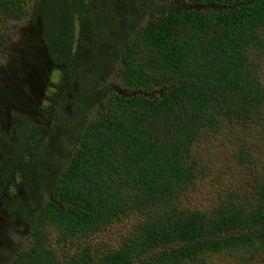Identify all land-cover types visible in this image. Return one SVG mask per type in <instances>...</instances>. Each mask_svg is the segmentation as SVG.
Masks as SVG:
<instances>
[{
  "label": "trees",
  "instance_id": "trees-1",
  "mask_svg": "<svg viewBox=\"0 0 264 264\" xmlns=\"http://www.w3.org/2000/svg\"><path fill=\"white\" fill-rule=\"evenodd\" d=\"M186 1L171 10L169 0H0L2 22L23 23L20 34L45 50L43 79L23 81L24 97L32 76L42 89L32 112L0 98V237L21 223L31 233L0 264L264 259L254 145L235 152L255 171L247 193L226 192L209 208L186 203L207 170L194 152L203 133L264 123V0ZM115 78L128 94L105 91ZM133 216L119 248L94 241ZM55 235L81 245L57 249Z\"/></svg>",
  "mask_w": 264,
  "mask_h": 264
},
{
  "label": "rangeland",
  "instance_id": "rangeland-1",
  "mask_svg": "<svg viewBox=\"0 0 264 264\" xmlns=\"http://www.w3.org/2000/svg\"><path fill=\"white\" fill-rule=\"evenodd\" d=\"M189 1L186 0H169L168 4L171 10H177L180 8L189 7ZM167 12V11H165ZM23 28V23L11 22L4 24L0 19V49L6 44L4 48H10L7 53L0 56V98L5 97L10 100L9 107H19L21 110H27L28 113L32 112V109L28 108V100L30 98L24 97L23 87L25 85L26 77L31 72L39 78L37 72L40 74V80L42 73L39 70L38 60L41 56L45 57L44 47L37 45L36 48L29 34L25 36L20 34ZM28 30V28H26ZM32 46V49H36V58L28 56L26 51ZM6 50H3L5 52ZM28 60L32 61V65L28 64ZM4 61L9 62L8 66L4 64ZM45 62V61H44ZM25 64L28 68H31L28 72L22 69V65ZM36 66H35V65ZM43 65V64H40ZM15 66L14 70L11 68ZM25 72H24V71ZM261 75L264 82V61L261 68ZM32 76L31 82L33 86L31 89V99L34 97H40L42 89L38 85L39 80ZM116 79V78H115ZM112 79L107 83L105 91L108 93L121 92L128 94L129 89L122 86L116 79ZM102 88V87H101ZM34 89L37 93L34 95ZM162 90V89H161ZM161 90L154 92L155 95H161ZM23 99H22V98ZM29 101V102H30ZM7 108L2 104L0 99V113L3 109ZM70 110V107H68ZM245 144L254 145L257 150V166L258 169L264 171V123L261 125H252V127L245 126H232L231 130L223 131L222 133L204 132L200 139L194 146L195 155L202 161L207 170H203L199 176L197 183L193 189H191L186 197V203L191 208H209L216 204L217 201H213L224 193L229 191L245 192L249 188V184L252 182L251 177L255 174L253 168L240 163L235 152L240 146ZM140 219V217L133 216L132 218H123L109 228L104 229L99 236L94 240L100 244L110 246V250L119 248L124 241L126 235L130 234L134 224ZM7 236L0 237V263L9 261L10 254L14 252L15 248H25L31 242V233L27 224L21 223L18 225L12 235L9 236L10 240H6ZM80 240L75 242L59 240L55 235L52 240V244L55 248L65 247L68 249L78 247L81 244ZM71 250V249H70ZM11 261V260H10ZM9 261V262H10ZM219 264H239L235 258L225 257L219 261ZM250 264H264V259L255 261Z\"/></svg>",
  "mask_w": 264,
  "mask_h": 264
}]
</instances>
